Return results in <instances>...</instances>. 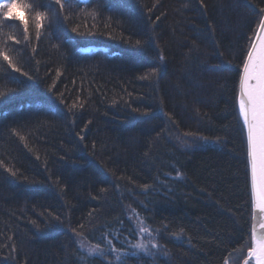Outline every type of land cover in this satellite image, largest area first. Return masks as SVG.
<instances>
[{
    "label": "trees",
    "instance_id": "16d2710c",
    "mask_svg": "<svg viewBox=\"0 0 264 264\" xmlns=\"http://www.w3.org/2000/svg\"><path fill=\"white\" fill-rule=\"evenodd\" d=\"M16 2L27 31L0 12V264H109L76 240L130 247L129 209L158 229L156 264L249 247L237 94L264 0H27L40 29Z\"/></svg>",
    "mask_w": 264,
    "mask_h": 264
},
{
    "label": "snow or ice",
    "instance_id": "6c2138e0",
    "mask_svg": "<svg viewBox=\"0 0 264 264\" xmlns=\"http://www.w3.org/2000/svg\"><path fill=\"white\" fill-rule=\"evenodd\" d=\"M55 3L59 4L61 8L63 7L60 0H55ZM17 6L16 0H12L11 3L8 0H0V9H8L7 12L2 13L3 17L8 19L15 15V18L23 23L24 31H27L28 19L23 15L12 12V9ZM21 6L32 11L37 29L43 27L46 13L34 11L32 5L27 3V0ZM258 28L259 32L256 35V40L251 44V50L248 52L247 60L243 65L240 111L248 126V138L252 156V184L256 190L255 206L261 213H264V20L260 21ZM37 35H39V32H37ZM0 56H3L4 60L11 64L12 67H15L6 52H0ZM25 75L27 74L25 73ZM260 228L264 229V223L260 224ZM146 232H150V229L144 226L141 221L140 233ZM251 237L252 246L247 251L248 259L244 260V264H250V261H253L254 264H264V233L258 234L257 229L254 227L251 231ZM153 246L156 247L157 245ZM132 247L140 251L149 252L148 247L142 242H138ZM115 251L117 252L116 260L121 261L120 250ZM89 252H99L101 256L104 255L100 245L90 248ZM132 255L135 256L137 253L133 252Z\"/></svg>",
    "mask_w": 264,
    "mask_h": 264
},
{
    "label": "rangeland",
    "instance_id": "374dc122",
    "mask_svg": "<svg viewBox=\"0 0 264 264\" xmlns=\"http://www.w3.org/2000/svg\"><path fill=\"white\" fill-rule=\"evenodd\" d=\"M1 11L7 12L8 9L7 8L0 9V12ZM12 12L14 14L18 13V14L22 15V10L18 6L16 8L12 9ZM128 213H129L130 218L133 221V223L136 227V230H137V239L133 243H131L130 247H128L126 249H115L113 247L100 245V248L104 252V255L101 256L99 254V252H97V253H90L89 252L90 248H94L98 244L90 243V242L82 239L81 237H78L77 238L78 245L88 254H91V255L95 254V255H99V256L103 257L109 264H124L127 262H134L136 264H143L146 261H147L146 263H149V264H156L157 258L167 257L168 252L165 250L163 245H161L158 241V229L150 226L134 210L129 209ZM141 221L143 222L144 226H146L147 228L150 229V232L140 233V222ZM138 242L144 243L148 247L149 252L140 251V250H137V249L132 247L133 245H135ZM153 245H157V246L154 247ZM250 247H251V243H250V246L247 248H244V249L240 248V249L234 250L230 254V256L224 261L223 264H242L245 257L247 256L246 252L248 251V249ZM115 250H120L119 254L121 256V261L116 260L117 252ZM133 252H136L137 255H135V256L132 255Z\"/></svg>",
    "mask_w": 264,
    "mask_h": 264
},
{
    "label": "water",
    "instance_id": "95a60500",
    "mask_svg": "<svg viewBox=\"0 0 264 264\" xmlns=\"http://www.w3.org/2000/svg\"><path fill=\"white\" fill-rule=\"evenodd\" d=\"M261 20H264V13H263V15L261 17ZM258 32H259V28H257V31H256V33L254 35L253 40H252V43L256 40V35H257ZM250 50H251V47L249 48V51ZM246 60H247V55H246V58H245L244 63L246 62ZM242 76H243V66H242L241 75H240V81H239V89H238V95H237V104H238V109H239V113H240L241 119H242L243 124H244V127H245L246 139H247V157H248V164H249L250 190H251V199H252V223H251V231H252V228L255 227L257 229L258 234H259V233H264V229H261L260 228V224L261 223H264V213H261L259 211V209H257L256 206H255V202H256V190L254 189L253 184H252V156H251V148H250L249 138H248V126L245 123L244 118H243V115H242V113L240 111L241 78H242ZM251 246H252V237H251ZM245 259H248V257L246 256ZM242 264H244V261L242 262ZM250 264H254V262L253 261H250Z\"/></svg>",
    "mask_w": 264,
    "mask_h": 264
},
{
    "label": "bare ground",
    "instance_id": "6f19581e",
    "mask_svg": "<svg viewBox=\"0 0 264 264\" xmlns=\"http://www.w3.org/2000/svg\"><path fill=\"white\" fill-rule=\"evenodd\" d=\"M83 239V238H82ZM77 241V243H78V240H76Z\"/></svg>",
    "mask_w": 264,
    "mask_h": 264
}]
</instances>
